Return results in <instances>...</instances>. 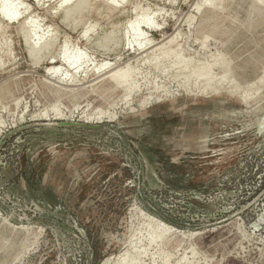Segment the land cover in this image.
I'll list each match as a JSON object with an SVG mask.
<instances>
[{
	"label": "rangeland",
	"instance_id": "obj_1",
	"mask_svg": "<svg viewBox=\"0 0 264 264\" xmlns=\"http://www.w3.org/2000/svg\"><path fill=\"white\" fill-rule=\"evenodd\" d=\"M8 1L0 264H264V0Z\"/></svg>",
	"mask_w": 264,
	"mask_h": 264
},
{
	"label": "bare ground",
	"instance_id": "obj_2",
	"mask_svg": "<svg viewBox=\"0 0 264 264\" xmlns=\"http://www.w3.org/2000/svg\"><path fill=\"white\" fill-rule=\"evenodd\" d=\"M0 1H1L0 17L7 22L15 21L19 17V13H18L17 7L15 6L14 1H12V2L11 1L9 2L8 0H0ZM93 1H98V0H93ZM211 1H213V0H211ZM68 2H69V0L66 1L64 4H68ZM113 2H116V0H113ZM259 2H260V0H257V3H259ZM195 10L197 12L200 11V9L198 7H196ZM145 23L147 26H151V24H152V22L148 21V20ZM21 28L23 30L30 29V28L33 29V30L30 29L31 31H27V32H29V34H28L29 40L31 42H33L35 48L39 49L41 47V45L46 44L45 38H39L37 36V27H36L35 22L33 21V18L29 17L27 20H25ZM115 37H116V31L111 32L109 35L105 36L103 42L100 43V47H106L107 44ZM173 40H174L173 37L172 38H166L162 43L161 42L159 43L160 45L155 44L152 47H155V46L157 47V45H158L159 47H157L156 49L162 50L164 45L173 43ZM161 44H163V45H161ZM142 47H143V45H140L139 48H142ZM101 50H103V49H101ZM82 60H83V57L81 55H79V54L75 55L74 53L69 52L68 44L65 43V46H64V48L61 52V55L59 57V64L65 66L67 68L77 70V72H80V69L77 66ZM52 64H54V66L49 70L51 75L59 74L60 67L55 65V62H53ZM107 68L109 69V67L106 65V66H103L100 70L104 71L105 69L107 70ZM103 81H108L112 86H115L117 88H128V86L130 84V75H129V72L124 71V70H117L114 72L110 71V73H108L107 75L105 74V78ZM197 234L198 233H194V235H197Z\"/></svg>",
	"mask_w": 264,
	"mask_h": 264
}]
</instances>
